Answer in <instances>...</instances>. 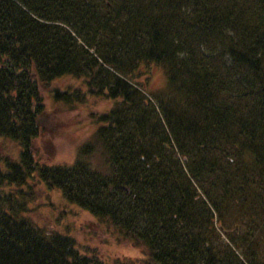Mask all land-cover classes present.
Masks as SVG:
<instances>
[{"label":"trees","instance_id":"trees-1","mask_svg":"<svg viewBox=\"0 0 264 264\" xmlns=\"http://www.w3.org/2000/svg\"><path fill=\"white\" fill-rule=\"evenodd\" d=\"M96 96L111 107L73 160L37 159L48 106ZM52 191L146 264H260L253 229L219 243L211 191L264 221V0H0V264H104L27 216Z\"/></svg>","mask_w":264,"mask_h":264},{"label":"rangeland","instance_id":"rangeland-1","mask_svg":"<svg viewBox=\"0 0 264 264\" xmlns=\"http://www.w3.org/2000/svg\"><path fill=\"white\" fill-rule=\"evenodd\" d=\"M139 72V79L146 85V95L153 99L152 94L165 86L164 69L157 66L152 69L142 67ZM62 84L64 82H57L51 87H58ZM110 107L111 102L101 96L89 98L85 108L72 111L64 110L56 105L48 106L50 113L47 116L45 130L34 141L35 157L48 163H70L77 148L94 128L89 113L103 112ZM93 163L100 165L99 159H95ZM211 194L215 195L218 204L224 207L222 220L227 233H223L224 238H221L219 243L229 245L230 238L228 237L242 238L248 234L249 230L253 229V255L257 262L264 264L262 227L264 221L260 218L250 217L244 212L240 213L236 207L231 206L232 202L228 203L225 201L226 198L218 197L220 194H217V191H211ZM40 195L43 194L40 193ZM29 207L31 210L27 212V216L32 222L45 229L57 228L61 231H68L75 238L77 248L82 254L97 258L104 264H115L120 260H126L129 263H147L148 252L144 246L132 242L130 239L115 238L111 234L105 233L97 226L92 216L82 209L72 208L65 211L66 207L61 204L56 191H52L50 195L38 196L37 200L29 203ZM255 224H258L257 229H254ZM235 251L243 259L242 254L246 253V250L235 247Z\"/></svg>","mask_w":264,"mask_h":264}]
</instances>
